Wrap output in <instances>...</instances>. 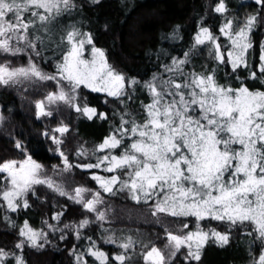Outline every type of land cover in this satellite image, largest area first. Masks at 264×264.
Instances as JSON below:
<instances>
[{
  "label": "snow or ice",
  "instance_id": "snow-or-ice-1",
  "mask_svg": "<svg viewBox=\"0 0 264 264\" xmlns=\"http://www.w3.org/2000/svg\"><path fill=\"white\" fill-rule=\"evenodd\" d=\"M82 8L78 0H0V88L40 93L42 98L33 101L36 119L56 122L39 135L61 160L49 174L23 140L12 139L22 158L0 160V208L17 239L12 249L0 247V264H29L26 250L52 245L48 231L27 219L18 224L9 212L19 215L32 207L30 201L52 203L55 194L79 205L83 216L59 227L68 211L65 204L52 213L57 223L42 221L60 241H68L71 231L80 242L65 244L72 264H203L209 241L230 245L233 230L250 238L249 264H264V0H254V10L242 15L228 0H217L213 11L223 19L219 35L205 23V11L182 58L161 46L156 59L170 63L143 81L110 62L82 21H64ZM181 27L174 25L160 39L182 40ZM202 51L212 66L202 64L196 71L193 61ZM43 61L53 71H46ZM221 67L225 80L236 86L217 79ZM86 89L106 93L111 113L91 106L83 95ZM138 89L150 97L147 103L139 101V109L134 107ZM5 110L0 104V126L8 119ZM73 115L106 121L111 129L92 148L81 144L77 162L65 148L78 132ZM77 169L99 187L70 188L67 178ZM114 198L146 207L163 237L157 233V240L145 242L137 228L118 238L104 226L115 217ZM212 220L223 222L225 230L205 229L202 222ZM94 224L102 232L97 239L82 231ZM102 244L117 248L109 252Z\"/></svg>",
  "mask_w": 264,
  "mask_h": 264
},
{
  "label": "trees",
  "instance_id": "trees-1",
  "mask_svg": "<svg viewBox=\"0 0 264 264\" xmlns=\"http://www.w3.org/2000/svg\"><path fill=\"white\" fill-rule=\"evenodd\" d=\"M216 2L217 0H100L99 4H92L91 0H78L83 8L73 11L70 15L66 14L63 19L65 22L82 21L83 30L93 33L96 46L106 49L110 62L119 70L131 76H137L143 81L150 79L152 73L162 71L163 63H170V60L162 58L158 61L156 59L155 53L159 51L161 46L167 49L170 54L182 58L183 53L190 46L192 37L198 30L200 16L205 11L207 12L205 23L219 35L218 26L223 23V19L221 14L213 11ZM228 3L232 10L240 15L246 11L254 10V0H228ZM105 23L109 24L107 29L104 27ZM176 24L182 26L180 31L183 39L161 40V34L171 32ZM256 38L259 39L260 35L257 34ZM225 40L226 38L221 37L222 44ZM21 62H27L26 56H23ZM40 63L46 71H53L50 62L43 61ZM193 63L196 66V71H201L200 66L202 64L212 66L206 51H202ZM217 79L221 83L228 82L236 86L235 81L225 80L222 67L218 72ZM256 86L259 87L258 84ZM83 95L87 96L91 106L96 107L99 111L111 113L113 104L111 98H108V104L104 103L106 94L86 89ZM149 99L146 91L138 89L137 102L134 107L139 109V101L147 103ZM34 100L36 99H32L31 103L24 105L18 94L11 90H0V104L5 105V115L8 117L4 124V131L12 139L23 140L34 159L45 166H52L58 164L60 160L55 159L53 152L46 150L47 144L39 135L44 127L34 117L32 109ZM7 108H11V112L7 111ZM70 119L73 127L78 128V132L72 135L75 138L76 147L83 144L86 149L92 148L95 144L102 142L111 130L108 122L96 118L89 120L81 116L76 119L73 115ZM12 139L0 137V160L22 158L21 153L14 148ZM66 151L70 152V159L77 162L74 159L76 150ZM97 171H100L101 175L105 174L102 170ZM71 177H74L75 180L68 185L69 187L79 184L93 189L99 187L89 175L84 174V170L77 169ZM50 199L53 200L52 203L30 201L32 207L29 209H25L19 215L12 212H9V215L18 224H22L27 219L32 227L43 228L44 231H48L50 239H52V245L44 250H26L29 264H72L65 244L67 243L68 247H71L72 244L79 245L80 242L75 240L71 231L68 232V241H60L58 235L52 233L42 221L57 223L52 219V213L59 211L60 206L66 204L68 211L65 212L62 217L63 222L59 225L62 228L64 223H71L83 218L80 215V207L74 205L69 198L58 195H51ZM110 204L115 208L116 214L113 222L111 224L105 223L104 226L115 231L118 238L122 233L127 235L129 230L137 228L141 230L140 235L145 242L157 240V233L161 238L163 237V229L152 223V217L146 207L136 205L132 201H122L115 198L110 201ZM129 211L132 213L131 218L128 215ZM3 214L4 209L0 208V247L12 249L14 241L17 239V230L6 228L5 222L2 220ZM167 223L170 228L175 229V225L171 221H167ZM202 223L205 229L211 226L220 231L225 230L223 222L212 220L210 224ZM82 231L85 235H93V239L102 235L98 224H94L91 229H82ZM233 232L230 245L220 247L211 240L209 241L203 257V264H249L247 242L250 238L244 237L242 230L238 234L236 230ZM132 234L135 235L134 232ZM83 242L87 243V241ZM101 246L109 252L115 251L117 248L116 245L111 244H102Z\"/></svg>",
  "mask_w": 264,
  "mask_h": 264
},
{
  "label": "rangeland",
  "instance_id": "rangeland-1",
  "mask_svg": "<svg viewBox=\"0 0 264 264\" xmlns=\"http://www.w3.org/2000/svg\"><path fill=\"white\" fill-rule=\"evenodd\" d=\"M16 61H14V63H15ZM26 63V62H25ZM3 88H0V90H2ZM3 90H5V89H3ZM8 91H12V92H14V93H16V94H18L19 96H20V100L22 101V103L25 105L26 103L27 104H29V103H31V100L32 99H39V98H42L41 97V95H40V93L39 92H34L31 88H27V89H24V88H20V89H17V88H9V89H7ZM49 90H55V89H52V88H50ZM87 90H91V89H87ZM86 91V90H85ZM104 94H106V93H104ZM107 95V94H106ZM32 107V106H31ZM32 109H33V113H35V106L33 105V107H32ZM34 117H35V115H34ZM35 119H36V117H35ZM38 122H40L41 124H42V127H44L46 124H52L53 126H54V124H55V122L56 121H53V120H43V119H36ZM5 127H4V125H2V126H0V137L1 136H4L5 138H7L8 140H11L12 138H10V137H8L6 134H5ZM44 139V138H43ZM46 141V140H45ZM48 144L50 143V142H48V141H46ZM65 148H66V150H77L79 147H76V142H75V138L72 136V138L69 140V142L66 144V146H65ZM53 155H54V157H55V159L56 160H60L59 158H58V153H54L53 152ZM15 159H20V157H18V158H15ZM59 164H61V160H60V162L58 163V164H55V165H59ZM53 166V165H52ZM52 166H46L47 167V169H48V171H49V174H51L52 173ZM66 175V174H65ZM54 179H58V178H60V177H53ZM72 177H70V178H67L68 179V185L70 184V183H72V181L73 180H75V178L73 177L72 179H71ZM79 180V179H78ZM80 182H82L81 180H79ZM75 186H77V185H75ZM75 186H73V187H75ZM46 187V186H45ZM70 188H72V187H70ZM55 195H58V194H55ZM59 196V195H58ZM61 197V196H60ZM65 198H68V197H65Z\"/></svg>",
  "mask_w": 264,
  "mask_h": 264
},
{
  "label": "flooded vegetation",
  "instance_id": "flooded-vegetation-1",
  "mask_svg": "<svg viewBox=\"0 0 264 264\" xmlns=\"http://www.w3.org/2000/svg\"><path fill=\"white\" fill-rule=\"evenodd\" d=\"M40 123V122H39ZM40 125L42 126V124L40 123ZM44 141V140H43ZM45 143L47 144L46 146V150H48L49 144L45 141Z\"/></svg>",
  "mask_w": 264,
  "mask_h": 264
}]
</instances>
